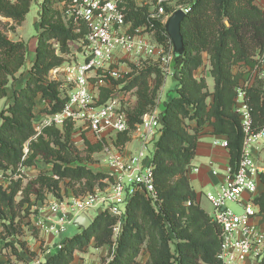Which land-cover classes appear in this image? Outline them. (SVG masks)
<instances>
[{"label": "trees", "instance_id": "16d2710c", "mask_svg": "<svg viewBox=\"0 0 264 264\" xmlns=\"http://www.w3.org/2000/svg\"><path fill=\"white\" fill-rule=\"evenodd\" d=\"M65 1L69 0H44L30 76L24 88L15 91L12 105L0 113V172L15 176L21 166H33L41 158L51 166L50 173L59 177L55 180L41 175L38 178L41 188L54 192L62 181H69L73 188L80 187L75 189V194H86L102 184L105 176L82 164L72 144L73 125L68 124L64 132L48 128L37 142L32 140L36 135L34 118L38 101L46 104L43 112L53 115L60 113L68 100L71 87L67 86L65 91V85L50 80L49 75L64 65V56L73 52L71 44L84 35V32L75 33L64 23L59 4ZM31 3L32 0H0V16L20 25L29 15ZM177 4L188 6L190 13L182 22L184 51L176 54V66L181 71L180 86L176 96L163 105L162 134L155 144L157 203L152 204L141 194L133 197L115 247L113 229L117 219L102 213L95 217L89 230L81 229L77 235L61 242L43 264H72L75 253L92 243L97 249L109 247L110 262L106 259L102 264H222L218 258L220 228L201 208L188 177L189 169L196 157L198 140L206 128H211L213 135L228 140L230 166L237 169L243 133L233 105L242 73L235 74L233 68L238 64L252 67L256 64L253 58L264 55V11L254 0H178ZM160 30L166 33V29L159 27L157 37L168 39L167 35L161 36ZM205 52L210 55V74L215 81L211 105L207 104L206 80H197L194 75L203 65ZM27 55L28 46L24 42H13L0 32V100L8 96L10 80L25 66ZM153 74L156 75L155 87L150 90L148 81ZM162 85L163 75L155 66L142 69L126 86V90L137 89V103L130 114V132L118 136L117 146L130 141L129 134L156 106ZM247 97L254 126L261 130L264 128V84L255 83ZM106 98L107 94L101 102ZM185 120L194 123L193 132H189ZM28 142H32L33 154L23 161L24 146ZM261 181L264 184V175ZM21 186V181H13L10 191L0 189V221H7L16 209L15 198ZM26 193L28 195L29 191ZM25 204L31 209L28 198L17 206ZM257 204L264 214V193L257 198ZM18 244L22 249L25 246ZM8 246L20 257L15 245L7 243ZM141 255H148L145 263L139 260ZM0 264L10 263L0 260Z\"/></svg>", "mask_w": 264, "mask_h": 264}, {"label": "built area", "instance_id": "2783aa9c", "mask_svg": "<svg viewBox=\"0 0 264 264\" xmlns=\"http://www.w3.org/2000/svg\"><path fill=\"white\" fill-rule=\"evenodd\" d=\"M59 10L67 27L78 34L84 32V35L75 42L79 47L78 60L65 62L62 67L50 72V80L59 81L57 76L63 75L64 85L71 89L63 110L47 115L42 127L64 132L65 127L72 124L74 131L84 132L91 142L92 137L101 147V170L98 173L105 178L91 193L50 201L51 216L37 225L58 236L66 231L67 226L75 225L82 214L90 218L91 211H96L98 215L108 213L117 219L113 229L115 247L127 219V206L133 197L141 194L152 204L158 201L153 163L155 151L151 155L149 147H155L164 124L162 111L145 114L131 132L133 143H138L134 152L112 142L119 135L130 132V112L136 104L132 91L115 83L122 77L121 68L134 67L138 70L148 61H152L166 79L178 82L181 71L176 66L174 45L167 31L160 30V34L167 35L168 39L162 40L157 35L159 27L167 28L176 11L182 10L187 16L190 8L174 0H69L60 3ZM140 18L144 20L141 22ZM0 19L6 18L0 16ZM137 21L141 23L137 24ZM253 59L257 62L251 68L255 75L245 85L239 83L233 105L243 133L237 169L229 165L224 182L214 185V192L201 193V198L211 205L209 215L220 228L218 258L222 264L264 262V214L257 204L259 179L264 175V128H255L247 97L257 80L264 81V55ZM206 66L207 62L203 60L198 70L206 69ZM137 75L139 71L133 75L134 78ZM105 94L107 98L101 102ZM35 130L34 138L37 139L42 131L40 127H35ZM27 145L29 142L24 146L23 161L29 154ZM214 145L229 149L226 138H217ZM24 167L18 169L15 178H22L20 171ZM193 172L199 170L189 169V173ZM7 175L0 172V179L7 178ZM213 175L217 176L218 172L213 170ZM54 178L59 180L58 176ZM229 203L238 204L242 213L235 214ZM187 205L191 206V203ZM33 264H41V261Z\"/></svg>", "mask_w": 264, "mask_h": 264}, {"label": "rangeland", "instance_id": "374dc122", "mask_svg": "<svg viewBox=\"0 0 264 264\" xmlns=\"http://www.w3.org/2000/svg\"><path fill=\"white\" fill-rule=\"evenodd\" d=\"M174 1L178 3V0ZM43 2L44 0H32L31 11L26 17L25 21L20 25H17L13 20L10 21V19H0V32L5 34L13 42H24L28 46L26 64L19 71V73L10 80V83L7 87L8 96L0 100V113L7 109L10 105H12V103L14 102L15 91L24 88L25 82L30 76V71L32 69L34 59V56L32 54L33 47L36 46V42L38 41V37L40 34L39 18ZM254 4L262 11H264V0H254ZM78 48L79 47L77 44H71V49L73 50V52L64 56L67 63L78 60ZM261 56L258 55L255 56V58ZM203 60L207 62L206 70L207 68L211 70L210 55L207 52L203 54ZM254 62L257 63L256 60H254ZM254 65H252V67L246 64H238L234 66L233 72L235 74L242 73V78L240 79L239 83L245 85L247 82H249V79H251L253 75H255V73H252L253 70L251 69L254 67ZM148 67H155L152 61L145 62L144 66L138 70H136L134 67L121 68L122 77L120 81H118L119 84L117 85L126 88V86L131 81V76H133L137 71L140 72L142 69H147ZM131 70L133 71L132 74ZM57 78L59 79V82L63 83V75H58ZM208 78H210V75L208 76ZM155 80L156 75H151L148 81L150 90H153V88L155 87ZM121 81L124 82L121 83ZM257 82L264 81L257 80L255 83ZM213 85V80L210 79V81L207 82V93L209 96L207 99L208 105H211L213 101ZM179 86V82H175V79H166L163 76V85L160 88L155 100L156 106L147 113L155 110L162 111L163 105L167 103L170 98H173V96L176 95V91ZM66 87V85L63 87L65 91ZM130 91H132V98L135 99L137 103V89H133ZM45 107V102L39 100L38 105L35 109L34 125L36 128H41L42 134L40 136H43L44 131L48 129H44L42 127L45 117L49 115L43 112V109H45ZM132 111L130 112V114L132 113ZM185 126L187 127L189 132H193V122H191L190 120H185ZM39 137L37 139L34 138L33 142H37ZM129 137V142L118 145V147L129 148L134 152L138 149V143H133L132 133L129 134ZM117 139H115V141H113L112 139V142H115L116 144ZM91 140L92 142L89 141L88 138H86V134L84 132L74 131L73 128L72 144L74 145L75 151L78 153L79 158L82 159V164L98 173V171L101 170V147L95 143V140L92 137ZM31 143L32 142H29V145H27V147L29 148L27 159H29L33 154L32 150L30 149ZM149 151L151 155L154 154L155 147L150 146ZM50 171L51 166L47 165L41 158H38L33 166H25L21 169L20 173L22 178H15V176H12L11 173H9L7 175V178L2 177L0 179V189H2L3 191H10L9 187L11 186V183L13 181H21L22 184L21 190L19 191L22 193L20 194L18 192V195L15 198L16 209L11 213L7 221H0V260L6 261L10 264H33L37 261H41V264H43L48 256L52 255L58 250V246L61 242H63L67 238H71L77 235L81 231V229L77 228L76 225L72 224L70 226H67L65 232L61 233L58 236H54L46 232L44 229H41L39 227V224L37 225L38 222L43 223L51 216V213L49 211L50 201L59 199L64 196L67 198L69 196L71 197L72 195L76 197L84 195L75 194V189H80V187L77 185L75 188H73L72 185L69 184V181H62L59 185V189H57V191L55 190L54 192L49 190L47 187L41 188L40 184L38 183V178L41 175H45L50 179L56 180V178H54L55 176L50 173ZM17 172L19 173V170H17ZM26 191H29L28 195ZM38 191L40 192V194H38ZM199 191L200 193L207 194L209 192H214V187L208 185L201 188ZM25 198H28L31 201V209H28L29 204H25L24 207L17 206L20 201ZM229 207L235 214L242 213L241 207L236 203H229ZM203 208L206 212H208V214L212 212L211 206H204ZM97 215L98 213L96 211H91L89 213L90 218L93 220ZM11 219H13L12 222ZM18 242L25 244L23 249L21 248V246H19ZM7 243H11L16 246L20 253V257L13 254L14 252L12 246L6 247ZM102 252L103 250H98L95 246L90 245L85 250L76 252L75 255L78 254V256H80L81 259H83L88 264H92V261L94 262V264H102L104 260L109 259L108 256H106L107 258L101 257ZM144 257H141L140 259V261H143V263L147 261V259Z\"/></svg>", "mask_w": 264, "mask_h": 264}, {"label": "crops", "instance_id": "0c3cea01", "mask_svg": "<svg viewBox=\"0 0 264 264\" xmlns=\"http://www.w3.org/2000/svg\"><path fill=\"white\" fill-rule=\"evenodd\" d=\"M37 43L38 41L36 42V46L33 47V52H32L34 56L33 62L36 58ZM194 75L195 77H197L198 80L205 79L207 82H209L210 79H212L214 84L213 86L215 87L214 78L211 77L210 71L208 69L206 70L203 67L202 69L197 70ZM209 75L210 78H208ZM175 96L176 95H174L173 97ZM211 132H212L211 128H206L205 131L201 133L202 135L198 140L196 157L192 160L190 166V170L198 169L199 172L189 173L188 176L191 186L199 198V204L204 211H205V209L203 208L204 206L210 207L211 205L205 199L201 198V193L199 190L208 185L214 186L216 184L223 183L224 178L226 176L225 170L230 165L229 149L225 150L214 145V141L217 138H225V137L215 136ZM210 164H213V166H210ZM213 170L218 172L217 176L213 175ZM259 192L260 195L264 193V184L262 183L261 178L259 179ZM91 245L94 246L93 243ZM98 250H103V252L101 253V257L105 258L106 256H108L109 247L100 248ZM141 257H144L148 260V255H141ZM72 264H88V263H86L83 259H81V257L78 256V254H76L75 260ZM92 264H94L93 261Z\"/></svg>", "mask_w": 264, "mask_h": 264}, {"label": "water", "instance_id": "95a60500", "mask_svg": "<svg viewBox=\"0 0 264 264\" xmlns=\"http://www.w3.org/2000/svg\"><path fill=\"white\" fill-rule=\"evenodd\" d=\"M186 18V15L183 13L182 10L176 11L173 16L170 18L168 24H167V34L170 37L174 48L175 53L180 55L184 51V38L182 35V22ZM225 24L229 27L230 24L228 21L225 22ZM94 220H91L86 214H82L79 216L76 221L75 225L79 229L83 230H89L91 226L93 225Z\"/></svg>", "mask_w": 264, "mask_h": 264}]
</instances>
